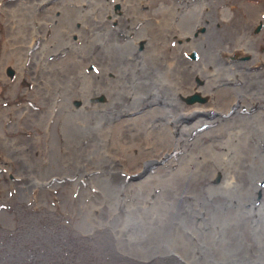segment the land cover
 I'll return each instance as SVG.
<instances>
[{
    "label": "rangeland",
    "instance_id": "1",
    "mask_svg": "<svg viewBox=\"0 0 264 264\" xmlns=\"http://www.w3.org/2000/svg\"><path fill=\"white\" fill-rule=\"evenodd\" d=\"M30 1H33L35 4L39 1L45 3L42 8H37V6L34 5V7L32 9L29 8L28 11L26 8H28V3ZM55 1L56 0H0V64H2L0 65V264H160L161 262L164 264L166 261L168 264H237L238 260L245 259V257L247 258V261H250V259L255 260L258 254H263L264 85H261L264 83L263 77L256 79V82L259 83L258 87L253 86L245 88L247 83H245L244 79L247 76H243L244 74L241 73L240 69L233 75L232 84L226 85V82H219L218 86L217 84L211 85L212 90L215 91L213 92V95L216 96V98L213 99L214 106L213 108L211 107L212 109L209 106L202 108V111H199L198 114H196V118L195 112L189 115L190 121L187 124L188 127L198 122V125H194L195 127H192L190 131L184 130V128L180 126L179 117H173L174 114H171L169 119L163 118L164 120H162V118H157L153 121H148L149 124L144 125V129L141 130L140 128V132H143L141 134L138 133L140 137L138 134L137 136H135L136 134H133L132 136L124 135L123 140L111 139L113 131L118 128L116 123L117 118L115 116L120 115L121 117H124L122 112L119 113L121 110L119 109L120 106L111 103L112 96H109L106 93L103 95L102 93L96 92L93 88H103L104 86H107L109 82H113L118 86L116 88L117 93L115 91L113 95H119V98H121L125 96V94H123L125 89L119 88L120 85L117 84L116 81L122 77L126 80L130 78L129 74L131 71L126 73L125 77L124 75H120V71L118 70L123 65L121 61L115 60L112 57L115 60L114 62H116L114 63L115 68L113 67V69L106 66L105 61L103 62L100 57V48L105 47L106 50L109 49L107 52L109 51L112 53L114 57L120 58L124 56L127 63H131V61L133 63L136 62L138 59L136 55L140 52L141 55L144 54L141 56L142 58L144 57L149 61H153L154 65L151 67V69H153L148 74H152L151 76L153 77L151 78H154L153 80L156 79V81H162L165 84L167 83L166 81H169V85L167 83L169 88H167L171 91L173 90V93L178 99V96H185L182 94L183 88L184 91L187 90V93L189 92L187 98L181 99V104H185V108H187V106H193V104H200L202 93H204L202 90L204 89L201 88V90L198 86L196 87L193 83L191 84V80L189 79L185 81V84L183 82L180 83L176 78L179 75V72L173 71L171 72V76L168 74V77L163 75L165 74V71L170 73L167 64H171V60V62L178 60L182 63L185 61L183 64L188 66L200 60V62L205 63L208 58L220 60L221 56L223 58L228 57L229 59H234L232 56H235V53L231 51L227 52L222 41H219V44L222 47H214L215 50H213L214 48L212 49L211 42L208 43L210 39L206 37V42L202 40L200 41L201 43H198V46L196 44L193 46L190 44L193 42L196 43L195 40L189 42V36L192 37L194 33L190 31L195 29V33H197V27L204 28V26H206L212 30H219L215 29L217 26L212 22L215 17L217 4L220 5L225 13H238L241 19V13L244 14V12H246V6L255 5V8L261 11V18H257V20H253L252 22L242 19L240 26L242 29L248 31V36L250 38L259 36V39L257 38L258 49H264V0H230L231 2L233 1L234 7L237 6L236 4H239V9L237 7V11H240L241 13L235 11L232 5L228 6L226 0H158L160 2L157 1L155 4L149 3L143 8H140L139 3L136 2L139 0H134L136 3L133 4V0H129L127 1L129 2L128 4L126 2L127 6L121 5L122 8H120V2H124L125 0H117V4L114 0H63L66 3L59 8H55L53 4ZM239 1L241 3H239ZM22 3H26V5H23ZM163 4L165 7L171 6V13L169 16L176 15L173 19H168V15L166 14L165 20L167 19L170 21L167 26H164V23L156 25L157 22L153 19L154 16L152 17L151 15H146L145 18L140 16L141 20L139 19L133 24L131 21L117 19L113 15L117 12V9V13L119 14H121L122 11H125L122 16V18L125 19L131 15L137 16V12L146 13V11H152L153 9H156V7H158V9L164 8ZM133 6H135V8ZM54 11L55 13H53ZM22 13H25V15H22ZM127 13H129V15ZM190 13H192V15ZM65 14H68L66 15L67 18ZM201 16L206 19L205 22H203ZM200 18L202 19L201 22H199ZM60 19L63 20L60 21ZM70 19H72V21H70ZM46 20L48 21V24L45 23ZM59 21H63L68 26H72V28L74 27L73 32L75 30L76 32L72 34L70 45H66L58 54L55 55L51 51H48L49 54H46L45 51L44 55H46V58L44 60V65L45 63L46 65L45 68H42L44 72L42 70L40 72V68H37V70L31 61L33 57L32 53L37 50L35 36L37 35L42 39L43 34L50 35L51 38L55 36L52 42L54 44L59 42L58 44H60L65 38L61 33L59 34ZM116 21L120 25H123L121 27L125 30L120 29L118 24H115L117 23ZM182 22H185L184 25ZM172 27L176 30L172 29ZM220 27L222 28V25H220ZM107 28L110 30V33L117 32V34H111L112 38L109 37L110 35H107ZM149 28L151 30H149ZM155 28L156 30H154ZM186 28H188V30ZM258 28L261 29V31L254 34ZM184 29L186 31L183 33L182 31H184ZM251 29L253 30L252 33L250 31ZM84 30H86L87 34L85 36H83L84 33L82 32ZM76 34L77 36L74 37ZM145 38H147V40ZM245 39H247V37H245ZM114 41H116L118 46ZM22 43H26V46H30V50L28 52L25 51L23 56L20 55L22 49L18 48V45ZM169 45L174 47L171 48ZM203 46L207 47L205 48ZM161 47L163 52L160 49ZM175 48L178 52L176 54L174 53L176 51ZM158 50L160 52H157ZM93 51L96 53H92ZM252 52L251 49H246L244 51L246 54L240 55L238 60L243 58L242 60L245 61L242 69L244 72H247L250 75L260 76L264 74V52L261 54L259 53L258 55H253ZM60 56V59L62 60L59 59ZM65 56H69L70 61H63ZM141 59L139 62H141ZM64 62L68 66L64 64ZM56 64L61 66L59 68L60 70H53V67ZM140 66H142V63ZM63 68L65 70H63ZM72 71L75 74H73ZM80 72L82 74H80ZM84 72L87 74L85 73L84 75ZM46 77L47 82L50 85L53 84L51 85L52 87L48 85V89L44 82ZM74 77H77L75 79L76 81L72 80ZM162 78L164 80H162ZM194 78L197 80L200 79L199 77ZM81 79L82 81L88 79L89 81L91 80L92 86H87V90L88 87L90 89L86 92L75 94L76 92L74 90L76 87L71 84H74V82L75 84H78ZM62 80H64V82H62ZM246 80L250 81L248 83L254 85L249 77ZM136 82L137 81L133 82V85L139 87V85L135 84ZM125 84L128 85V82ZM54 85L56 86L54 87ZM76 86L78 87V85ZM228 86L240 88L236 91L237 95L235 100L228 99L230 96H223L224 94H227L223 90V87ZM35 87L42 88V91L46 89L51 90L49 92L54 94V99L50 93V96L48 95V92L45 96L35 94ZM59 87L60 89L63 88L60 90ZM69 87H73L74 89L70 91ZM122 88H125V86ZM133 90L132 92L137 93L135 94L137 99L139 98L138 96H142L140 89L136 90V88H133ZM191 95L194 97H191ZM148 101L152 100H146L145 102ZM145 102L143 101L140 104H133L131 106L137 107ZM47 103L50 104L48 105ZM53 104L54 106L51 107ZM152 107L153 104L149 108H146V110H150ZM221 108L225 110V112L227 110L225 116L218 115V110H221ZM180 112L183 114L182 111ZM154 113L156 112H152V114ZM212 116L217 117V119L212 123H208L206 120ZM227 116H232L231 120H236L238 118L235 121L238 123H229ZM253 118L260 121L261 128L254 125ZM218 121H220V125H218ZM246 121L247 126L243 127L242 124ZM151 124L153 126H150ZM164 124H167V128H173L171 133L173 137L180 138V142L187 139L189 136L187 139L188 143L192 141L191 139H195L196 137V141H200V144L196 142L195 144L192 143L193 145L191 146L190 144L183 146L178 144V140L172 144H167V142L165 143V140L161 142L162 140L160 141V139H158L159 142H161L158 145L167 144L166 148L170 151L166 156L157 159L153 152H151L155 149V146L153 149L149 147L150 145L144 143L146 139L143 138L147 137V133L144 131H150L151 127H156L155 129L163 127ZM91 125L92 127L88 130L87 127ZM94 125L95 127H101V130L96 132L94 130ZM218 126L219 129H217ZM124 127L125 126L121 125L118 129L122 130ZM134 127L136 126L131 125L130 131L131 129H134ZM220 129L223 133L219 132ZM133 132L129 133L131 134ZM223 137L225 139H222ZM245 140H250L247 142L246 146H249L248 149H251L255 153V155H253L254 157L252 156V159L248 161V163L243 162L242 156L236 154V150L238 149L236 145L241 149ZM120 141H124L123 145L126 147L128 146L127 148H124L122 154L120 151H117L118 144L121 143ZM134 141L137 143L139 141L141 144H137ZM230 142L235 144H231L229 148L227 146L228 144L230 145ZM134 143L136 145H134ZM215 144L217 146L220 145V147H217ZM109 145L111 148L113 146V150L116 151L117 154H120L121 156L123 155V161L125 163L122 165V163L117 161L119 163L117 164L119 167L115 166L117 169L109 167V165H111V162L109 161L113 158L110 151L105 149ZM132 145H134L133 148ZM195 145L199 146L197 147ZM202 146L204 147L202 148ZM97 147H99V149ZM184 147L185 149H183ZM221 147L223 148L221 149ZM254 147H257V149ZM213 148H216L217 152ZM198 149H200V151ZM222 151L225 153L222 154ZM91 152L92 154L93 152L95 154L90 155ZM230 154L231 156H229ZM128 155L132 157L129 158ZM260 158H262V160ZM228 161L230 162L228 163ZM129 162L132 165L129 164ZM222 162H224L226 166ZM234 162L235 166H239L241 169H238L237 167L238 170H236L235 166L232 168ZM257 162H259V165ZM151 163H153L154 166H151ZM138 164H140V167L136 171L138 167L136 165ZM69 167L75 172L73 173V176L63 174L68 172L67 168ZM160 167L161 170H163L160 171L163 176H158L157 173L152 171L154 168L157 169ZM106 168L108 169L107 171ZM177 169H187L190 174L194 175L198 169H200V172L202 173L207 171L205 172L207 173L205 174V179H208H206V181L204 179L201 184V187L205 192L203 199H200L198 203L196 200L194 201L192 199V208L190 209L182 202V197L177 193V187L180 189L187 182L185 177L183 179L181 175L176 173L178 172ZM110 171L114 173L111 174ZM222 172H224V174ZM168 173L169 175H167ZM232 173L235 175L233 176ZM153 174H156L158 178L153 176ZM211 174L214 175H212L213 178L210 177ZM241 174L244 175V184H241L238 179L239 176H242ZM245 175L248 176L246 177ZM219 176L221 177L219 178ZM151 177L152 179H149ZM177 178L180 179L178 180ZM141 179H143V181H140ZM159 179L161 181L163 180V183ZM223 179L224 181H222ZM139 183L143 184L138 185ZM171 186H173V188ZM223 191L226 192L224 193ZM228 194L231 199L228 198ZM191 195L192 194L189 196L193 197ZM215 197L220 198V203H218L219 201L217 200H213ZM180 200L182 203L179 202ZM224 200H226V203ZM203 201L204 204L202 203ZM179 204L180 206L176 207ZM228 206L233 207V215L239 217V223L234 221L235 223L233 222L231 224V217L222 215L223 213L225 214V210H227L226 207ZM235 206H237V208H234ZM193 208L196 209V211H193ZM220 209L224 210L222 211L223 213ZM235 209L237 210L236 213L234 211ZM171 211L173 213H171ZM240 213L241 215H238ZM208 222L209 224L207 225ZM221 224L223 228L220 227ZM147 226L149 229H147ZM170 226L172 227L170 228ZM147 230H149V232ZM154 230L157 231L155 232L158 235ZM225 230L228 231L229 234L222 238L223 234L226 232ZM175 232L178 235H176ZM243 234L246 235L243 236ZM218 242H220L219 245H217ZM211 244H213V246ZM212 248L214 249L212 250ZM210 250L211 252H214L210 253ZM157 252L165 253H160L158 258L154 259L153 256ZM215 252L216 254L218 253V258L216 255H213ZM226 252L229 254L227 255ZM215 257L216 259L214 260Z\"/></svg>",
    "mask_w": 264,
    "mask_h": 264
},
{
    "label": "bare ground",
    "instance_id": "2",
    "mask_svg": "<svg viewBox=\"0 0 264 264\" xmlns=\"http://www.w3.org/2000/svg\"><path fill=\"white\" fill-rule=\"evenodd\" d=\"M115 1V3L117 4V0H114ZM117 1V2H116ZM127 1H129V0H125L124 2H120V8H122L121 7V5L122 6H125L126 5V2ZM157 1L158 0H139V1H136V2H138L139 3V6H140V8H143V7H146L149 3L151 4V3H153V4H155V3H157ZM227 1V3H228V6H233V1L231 2L230 0H226ZM236 1V0H235ZM136 2H134V0L132 1V4L133 3H136ZM158 2H160V1H158ZM44 3L45 2H42V1H39L38 3H34L33 1H30L28 4V8H26V10H28L29 11V8L30 9H32L33 7H34V5H36L37 6V8H42L43 7V5H44ZM66 2H64L63 0H56L53 4H54V6H55V8H59V7H61L63 4H65ZM129 2H127V4H128ZM239 3H241L240 1H239ZM23 5H26V3H22ZM52 4V5H53ZM114 4V3H113ZM132 4H131V6H132ZM130 5V4H129ZM157 5V4H156ZM162 5V4H161ZM237 6L236 7H234V9H235V11H237V7H238V9H239V4H236ZM242 5V4H241ZM67 6V5H66ZM127 6V5H126ZM159 6V5H158ZM117 7V6H116ZM134 8H135V6H133ZM163 7L164 8H160V9H158V7H156V9H153L152 11H146V13L145 12H137L138 13V15L136 16H128L127 18H122V16H123V14H124V12L122 11L121 12V14H119V13H117L118 12V9H117V12L115 13V14H113L114 15V17L115 18H117V19H120V20H125V21H131L132 22V24L135 22V21H138L139 19L141 20V17H144L145 18V16L146 15H151L152 17L154 16V20H155V22H157L156 23V25H160L161 23H164V26H167V24H169V20H165V18H166V14L168 15L167 16V18L168 19H173L176 15H173V16H169L170 15V13H171V6H164V4H163ZM244 7V6H243ZM256 6L255 5H247L246 6V8H245V10H246V12H244V14H242L240 11H237V12H240L241 13V16H242V19L243 20H248V22H252L253 20H257V18L258 19H260L261 18V16L262 15H260L261 14V11L260 10H258L257 8H255ZM55 8H53V9H55ZM149 8V7H148ZM61 10V9H60ZM64 10V9H63ZM123 10H124V8H123ZM191 10V9H190ZM57 11V10H56ZM133 11H135V10H133ZM184 11V10H183ZM127 12V11H126ZM132 12V11H131ZM53 13H55V11L53 12ZM57 13V12H56ZM65 13V12H64ZM187 13V12H186ZM74 14V13H73ZM109 14V13H108ZM111 14V13H110ZM128 15H129V13H127ZM191 15H192V13H190ZM22 15H25V13H22ZM60 15V14H59ZM66 15H68V14H65V16ZM70 15V14H69ZM100 15V14H99ZM102 15V14H101ZM105 15V14H104ZM197 15V14H196ZM260 15V16H259ZM19 16V15H18ZM53 16H54V14H53ZM73 16V15H72ZM90 16V15H89ZM94 16V15H93ZM139 16V17H138ZM141 16V17H140ZM184 16V15H183ZM187 16V15H186ZM59 17H61V16H59ZM84 17V16H83ZM106 17V16H105ZM181 17V16H180ZM188 17H190V16H188ZM202 17V19H203V22H205V18L203 17V16H201ZM62 18H63V16H62ZM66 18H67V16H66ZM68 18H70V17H68ZM76 18V17H75ZM92 18V17H91ZM143 18V19H144ZM151 18V17H150ZM185 18V17H184ZM187 18V17H186ZM55 19V18H54ZM96 19V18H95ZM201 18L199 19V22H201V20H202ZM242 19H241V17H240V15L238 14V13H232V12H230V13H225L222 9H221V7H220V5L219 4H217L216 5V10H215V17H214V20L212 21V22H214V24L217 26V28L215 27V29H219L218 31H216V30H212V29H209L208 27H206V26H204V28H202V27H197L198 29H197V33H195V29L192 31H190V32H194L193 33V35H194V37H193V35H192V37H190L189 35V42H192L193 40H195V42L196 43H190L192 46L194 45V44H196L197 46H198V43H201L200 41H205V39L206 38H209L210 39V41H208V43L209 42H211V47H212V49L215 47V48H217V47H222L220 44H219V41H222L224 44H223V46H225L224 48L226 49V51L227 52H234L235 53V56H232L234 59H229L228 57H226V58H223L222 56H221V61L220 60H217V59H209L208 58V60L205 62V63H203V62H200V61H197V62H195V63H193V64H190V65H188V66H186L185 64H183V63H185V61L182 63V62H179L178 60H174L173 62H171L170 61V63L171 64H167L168 66H169V72L170 73H168L167 71H165V74H163V75H166L167 77H168V74H170V76H171V72H173V71H175V72H179L178 74V76L176 77L177 79H178V81L181 83V82H183L184 84H185V81L187 80V79H189V80H191L190 81V83L192 84H194V85H196V87L198 86L200 89L201 88H203L204 90H202L204 93H202V96H201V100H200V104H193V106H187V108H185L184 106H185V104L184 105H182L181 104V99L183 98V99H185V98H187V96L189 95V92L187 93V90L186 91H184V88H183V92H182V94L183 95H185V96H178L179 97V99L177 98V96L173 93V90L171 91L170 89H168L169 87H168V85H169V81H166V79H165V81L168 83V85H167V83L165 84L164 82H162V81H156V79L155 80H153L151 77H153V76H151V75H148L149 73H150V71L153 69H151V67H152V65H154L153 64V61H149V60H147V58L145 59L144 57L142 58L141 56L142 55H144V54H140V52L139 53H137V57H138V59H137V61L136 62H132L131 61V63H127V61H125V58H124V56H122V57H114L113 56V54L112 53H110L109 51L107 52V50H109V49H105V47H102V48H100L99 49V52L101 53L100 54V57H101V59H102V61L104 62L105 61V64H106V66H108V67H111V68H113L114 67V63H116V62H114L115 60H119V61H121L122 62V67H120V65H119V70L118 71H120V75L121 76H123L124 75V77H125V75H126V73H129L130 71V74H129V76H130V78H128V80H126V79H123V77L122 78H120L118 81H116L117 82V84H119L120 85V87L119 88H121V89H125L123 92V94H125V96L124 97H121V98H119V95L118 96H115V95H113L114 94V92L116 91V88L118 87L117 85H115L113 82L111 83V82H109L108 83V85L107 86H104L103 88H93L94 90H96V92H99V93H102L103 95H105L104 93H106L107 95H109V96H112V98H111V103L112 104H114V105H116V106H120V108L119 109H121L120 111H119V113H121L122 112V115H124V117H121L120 115H117V116H115L116 118H117V126H118V128H120L121 127V125H123V126H125L122 130H119L118 128H116L114 131H113V135H112V137H111V139H124V135L125 136H132L133 134H136L135 136H137V134L139 133V134H141V133H143L142 131L140 132V128H141V130L142 129H144V125H147V124H149L148 123V121H153V120H155V119H161L162 118V120H164V119H169L170 118V115L171 114H174L173 115V117H179V122H180V126L182 127V128H184V130H187V131H190L191 129H192V127H195L196 125H198V122H196L194 125L192 124V125H190L189 127L187 126V124H188V122L190 121V119H189V115L191 114V113H194L195 112V118L197 117V115L196 114H198V112L199 111H202V108H206L207 106H209L210 108L212 107L213 108V104H214V102H213V99H215L216 98V96H214L213 95V92H215V91H213L212 90V87H211V85H216L217 84V86H218V83L220 82H226V85L227 84H232L231 82H232V77H233V75L237 72V71H239L240 69H241V73L242 74H244L243 76H247L245 79H244V81H245V83H247V85L245 86V88H249V87H253V86H255V87H258L259 86V83L258 82H256V79L257 78H259V77H263L264 78V74H262V75H260V76H256V75H250L249 73H247V72H244V70H242L243 69V65H244V62L245 61H243L242 59L241 60H238L239 58H240V55H243V54H246V53H244V51L246 50V49H251V51H253L252 52V54L253 55H258L259 53L261 54V53H263L264 52V49L263 48H259L258 49V45H257V38L259 37V36H257V37H255V38H250L249 36H248V31H246L245 29H242L241 28V26H240V24H241V22H242ZM61 20H63V19H60V21ZM85 20H86V17H85ZM50 21H52V20H50ZM59 21V26H58V29H60V32H59V34L61 33L63 36H64V40H62L61 42H60V44H54L53 42H52V40L55 38V36L53 37V38H51V36L50 35H47V34H43L42 36H43V39L41 38V37H38L37 35L35 36V40H36V45H37V50H35V52L34 53H32L33 54V57H32V59H31V61H32V64H34V66L36 67V69L38 68H40L39 70H40V72H41V70H42V68H45V65H46V63H45V65H44V60H45V58H46V55H44V53H45V51H46V54H49V52L48 51H51L52 53H54L55 55L56 54H58L59 52H61L63 49H64V47L67 45H70V42H71V39H72V34H74V32H76V30L73 32V30H74V27L72 28V26L70 27V26H68L67 24H65L63 21L62 22H60ZM67 21V20H66ZM70 21H72V19H70ZM74 21V20H73ZM95 21V20H94ZM108 21H110V20H108ZM124 21V22H125ZM181 21V20H180ZM185 21V20H184ZM31 22V21H30ZM98 22V21H97ZM97 22H96V24H97ZM112 22V21H111ZM117 22V21H116ZM131 22H130V24H131ZM152 22H154V21H152ZM45 23H47L48 24V21L46 20L45 21ZM52 23V22H51ZM55 23V22H54ZM67 23V22H66ZM95 23V22H94ZM104 23V22H103ZM115 23V22H114ZM113 23V24H114ZM141 23V22H140ZM144 23V22H143ZM173 23V22H172ZM181 23V22H180ZM183 23V22H182ZM185 23V22H184ZM184 23H183V25H184ZM71 24V23H70ZM100 24V23H99ZM115 24H118V27L120 28V29H123L121 26H123V25H120L118 22L117 23H115ZM128 24V23H127ZM138 24V23H137ZM146 24V23H145ZM147 24H148V21H147ZM259 24V23H258ZM125 25V24H124ZM150 25V24H149ZM202 25V24H201ZM220 25H222V28L220 27ZM56 26V27H57ZM135 26V25H134ZM181 26V25H180ZM77 27V26H76ZM131 27V26H130ZM146 27V26H145ZM153 27V26H152ZM161 27V26H160ZM183 27V26H182ZM194 27H196V26H194ZM132 28H133V26H132ZM141 28H142V26H141ZM140 28V29H141ZM55 29V28H54ZM77 29V28H76ZM86 29V28H85ZM108 29V28H107ZM171 29V28H170ZM170 29H169V31H170ZM172 29H174V27H172ZM187 30H188V28H186ZM190 29V28H189ZM87 30V29H86ZM86 30H84V31H82L83 33H84V35L83 36H85V35H87L86 34ZM123 30H125V29H123ZM127 30V29H126ZM149 30H151L150 28H149ZM153 30V29H152ZM154 30H156V28L154 29ZM165 30V29H164ZM174 30H176V29H174ZM173 30V31H174ZM130 31H131V29H130ZM129 31V32H130ZM139 31V30H138ZM168 31V32H169ZM179 31V30H178ZM186 30L184 29V31H182L183 33L185 32ZM251 31V33H252V29L250 30ZM261 31V29H257L255 32H254V34H257L258 32H260ZM56 32V31H55ZM132 32H134V31H132ZM53 33V32H52ZM56 33H58V32H56ZM88 33V32H87ZM89 33H90V31H89ZM88 33V34H89ZM137 33V32H136ZM95 34V33H94ZM98 34V33H97ZM111 34H117V32H112V33H110V30L108 29V32H107V35L109 36V37H111L112 38V36H111ZM141 34V33H140ZM155 34V33H154ZM174 34V33H173ZM188 34H189V32H188ZM207 34V35H206ZM92 35H93V33H92ZM102 35V34H101ZM130 35V34H129ZM132 35V34H131ZM134 35V34H133ZM186 35V34H185ZM184 35V36H185ZM74 36V35H73ZM77 36V34L74 36V37H76ZM99 36V35H98ZM108 36H106V37H108ZM114 36V35H113ZM136 36H138V35H136ZM173 36V35H172ZM187 36V37H188ZM89 37H91V36H89ZM122 37V36H121ZM143 37V36H142ZM159 37V36H158ZM175 37H177V36H175ZM206 37V38H205ZM245 37H247V39H245ZM81 38V37H80ZM79 38V39H80ZM164 38V37H163ZM168 38V37H167ZM84 39V38H83ZM87 39V38H86ZM146 40H147V38H145ZM150 39V38H149ZM154 39V38H153ZM157 39V38H156ZM159 39V38H158ZM259 39V38H258ZM93 40V39H92ZM105 40H106V38H105ZM109 40V39H108ZM182 40V39H181ZM95 41V40H94ZM94 41H91V42H94ZM118 41H120V40H118ZM151 41V40H150ZM52 42V43H51ZM115 43H116V41H114ZM124 42V41H123ZM156 42V41H155ZM171 42V41H170ZM176 42V41H175ZM187 42V41H186ZM206 42V41H205ZM222 42H221V44H222ZM26 43H27V41H26ZM26 43H22V44H19L18 45V48L19 49H22V51L20 52V55L21 56H23L24 54H25V51L26 52H28L29 50H30V46H26ZM73 43V42H72ZM101 43V42H100ZM106 43V42H105ZM104 43V44H105ZM135 43V42H134ZM146 43H147V41H146ZM149 43V42H148ZM162 43V42H161ZM167 43H168V41H167ZM112 44V43H111ZM137 44V43H136ZM178 44V43H177ZM185 44H188V43H185ZM207 44V43H206ZM116 45H117V43H116ZM115 45V46H116ZM141 45V44H140ZM145 45V44H144ZM160 45V44H159ZM182 45H183V43H182ZM195 45V46H196ZM202 45V44H201ZM210 45V44H209ZM75 46V45H74ZM92 46H93V44H92ZM101 46H102V44H101ZM118 46V45H117ZM133 46H135V45H133ZM142 46V45H141ZM157 46V45H156ZM169 46H171V48L172 47H174V46H172V45H169ZM175 46H176V44H175ZM184 46V45H183ZM190 46V45H189ZM107 47V46H106ZM123 47V46H122ZM148 47V46H147ZM168 47V46H167ZM178 47V46H177ZM176 47V48H177ZM202 47V46H201ZM203 47H205V46H203ZM207 47V46H206ZM205 47V48H206ZM210 47V46H209ZM69 48V47H68ZM80 48H84V47H80ZM85 48H86V46H85ZM133 48H135V47H133ZM154 48V47H153ZM170 48V49H171ZM176 48H175V50H176ZM180 48H182V47H180ZM190 48V47H189ZM197 48V47H196ZM215 48L213 49V50H215ZM70 49V48H69ZM118 49V48H117ZM123 49V48H122ZM127 49V48H126ZM138 49V48H137ZM140 49V48H139ZM150 49H152V48H150ZM161 50H162V47L160 48ZM174 49V48H173ZM203 49V48H202ZM201 49V50H202ZM220 49V48H219ZM261 49H263V50H261ZM18 50V49H17ZM74 50V49H73ZM76 50V49H75ZM87 50V49H86ZM121 50V49H120ZM119 50V51H120ZM136 50V49H135ZM172 50V49H171ZM197 50H199V49H197ZM210 50H211V48H210ZM216 50H218V49H216ZM237 50V51H236ZM111 51V50H110ZM127 51V50H126ZM129 51V50H128ZM133 51V50H132ZM145 51V50H144ZM168 51V50H167ZM174 51V50H173ZM195 51V50H194ZM206 51V50H205ZM204 51V52H205ZM222 51V50H221ZM16 52V51H15ZM18 52V51H17ZM81 52V51H80ZM87 52V51H86ZM115 52V51H114ZM113 52V53H114ZM152 52V51H151ZM155 52V51H154ZM157 52H160L159 50L157 51ZM162 52H163V50H162ZM172 52V51H171ZM200 52V51H199ZM218 52V51H217ZM85 53V52H84ZM92 53H94V51L92 52ZM92 53H90V54H92ZM96 53V52H95ZM94 53V54H95ZM124 53H126V52H124ZM132 53V52H131ZM153 53V52H152ZM175 54L176 53H178L177 52V50L174 52ZM207 53V52H206ZM250 53V52H249ZM82 54H83V50H82ZM81 54V55H82ZM127 54V53H126ZM133 54V53H132ZM146 54H147V52H146ZM149 54H151V53H149ZM154 54V53H153ZM174 54V55H175ZM205 54V53H204ZM203 54V55H204ZM210 54V53H209ZM218 54V53H217ZM221 54V53H220ZM223 54H225V53H223ZM239 54V55H238ZM252 54H250V55H252ZM52 55V54H51ZM78 55V54H77ZM87 55H88V53H87ZM134 55V54H133ZM148 55V54H147ZM173 55V54H172ZM229 55V54H228ZM227 55V56H228ZM238 55V56H237ZM18 56H19V54H18ZM149 56V55H148ZM155 56V55H154ZM157 56V55H156ZM168 56H169V54H168ZM184 56V55H183ZM205 56V55H204ZM208 56V55H207ZM218 56V55H217ZM49 57V56H48ZM83 57V56H82ZM81 57V58H82ZM85 57V56H84ZM115 59H113V58ZM146 57V56H145ZM209 57V56H208ZM215 57V56H214ZM61 58V56L59 57V59ZM69 56H65L64 57V59H63V61L65 60V61H68L69 60ZM93 58V57H92ZM121 58H122V60H121ZM142 58V59H141ZM158 58V57H157ZM163 58V57H162ZM201 58V57H200ZM55 59V58H54ZM54 59H53V61H54ZM73 59V58H72ZM87 59V58H86ZM140 59H141V62H139L140 61ZM178 59V58H177ZM201 59H203V58H201ZM50 60V59H49ZM60 60H62V59H60ZM80 60H82V59H80ZM95 60V59H94ZM100 60V59H99ZM158 60V59H157ZM62 61V62H63ZM70 61V60H69ZM75 61V60H74ZM101 61V62H102ZM130 61V60H129ZM183 61V60H182ZM205 61V60H204ZM49 62V61H48ZM52 62V61H51ZM72 62V61H71ZM97 62V61H96ZM158 62V61H157ZM160 62V61H159ZM31 63V62H30ZM77 63V62H76ZM127 63V64H126ZM142 63V66H140V64ZM169 63V62H168ZM180 63V64H179ZM20 64V63H19ZM54 64V63H53ZM64 64H66L65 62H64ZM87 64V63H86ZM95 64V63H94ZM119 64V63H118ZM186 64H187V62H186ZM0 65H2V64H0ZM48 65V64H47ZM52 65V64H51ZM67 65V64H66ZM83 65H85V64H83ZM104 65V64H103ZM158 65V64H157ZM68 66V65H67ZM87 66V65H86ZM95 66V65H94ZM102 66V65H101ZM100 66V67H101ZM144 66V67H143ZM242 66V67H241ZM50 67V66H49ZM51 67H53V66H51ZM61 66L60 65H58V64H56L54 67H53V70H56V69H59ZM76 67V66H75ZM77 67H78V65H77ZM104 67V66H103ZM159 67V66H158ZM158 67H157V69H158ZM94 68H97V67H94ZM107 68V67H106ZM115 68V67H114ZM113 68V69H114ZM154 68H155V66H154ZM160 68V67H159ZM165 68V67H164ZM37 69V70H38ZM50 69V68H49ZM49 69H48V71H49ZM62 69V68H61ZM67 69H69V68H67ZM73 69V68H72ZM84 69V68H83ZM99 69V68H98ZM103 69H105V68H103ZM110 69V68H109ZM168 69V68H167ZM0 70H1V67H0ZM47 70V69H46ZM60 70V69H59ZM63 70H65L64 68H63ZM76 70V69H75ZM85 70V69H84ZM162 70H163V68H162ZM43 71V70H42ZM48 71H46V72H48ZM51 71V70H50ZM109 71V70H108ZM114 71V70H113ZM116 71H117V69H116ZM32 72V71H31ZM44 72V71H43ZM62 72V71H61ZM65 72V71H64ZM69 72H71V71H69ZM58 73V72H57ZM72 73H73V71H72ZM77 73V72H76ZM85 73L86 72H84V75H85ZM99 73V72H98ZM160 73V72H159ZM162 73H163V71H162ZM34 74H35V72H34ZM50 74V73H49ZM55 74V73H54ZM53 74V75H54ZM73 74H75V73H73ZM80 74H82L81 72H80ZM79 74V75H80ZM87 74V73H86ZM96 74V73H95ZM154 74V73H153ZM181 74V75H180ZM58 75V74H57ZM84 75H82V76H84ZM119 75V76H120ZM41 76V75H40ZM49 76V75H48ZM70 76V75H69ZM92 76H93V74H92ZM120 76V77H121ZM155 76H156V74H155ZM161 76V75H160ZM36 77V76H35ZM35 77H33V78H35ZM38 77H39V75H38ZM99 77V76H98ZM172 77H173V75H172ZM171 77V78H172ZM194 77H199L200 79H196V78H194ZM250 78L251 79V81H253V83H254V85L253 84H250V83H248V82H250V81H248V80H246L247 78ZM41 78V77H40ZM39 78V79H40ZM64 78V77H63ZM77 77H74L72 80H75ZM165 78V77H164ZM42 79H44V78H42ZM46 80L44 81L46 84V87H47V89H48V85H50L48 82H47V77L45 78ZM60 79V78H59ZM65 79V78H64ZM68 79V78H67ZM54 80V79H53ZM98 80V79H97ZM106 80V79H105ZM162 80H164L163 78H162ZM169 80V79H168ZM174 80V79H173ZM76 81V80H75ZM135 81H137L135 84L136 85H139V87H137V86H135V85H133L134 83L133 82H135ZM42 82V81H41ZM62 82H64V80H62ZM69 82H70V80H69ZM126 82H128V85H126L125 83ZM162 82V83H161ZM38 83V82H37ZM40 83V82H39ZM177 83V82H176ZM187 83V82H186ZM222 83V84H223ZM87 84V85H86ZM171 84V83H170ZM175 84V83H174ZM51 85H53V84H51ZM50 85V86H51ZM71 85H73V86H75L76 88H75V94H79V93H81V92H86V91H88L90 88L88 87V90H87V86H92V82H91V80L89 81V79L88 80H83L82 81V79L80 80V83H78V84H75V82H74V84H71ZM76 85H78V87L76 86ZM129 85H131V86H129ZM172 85V84H171ZM181 85V84H180ZM261 85H264V83H262ZM56 85H54V87H55ZM63 86H64V84H63ZM97 86V85H96ZM116 86V87H115ZM125 86V88H122V87H124ZM144 86V87H143ZM186 86V85H185ZM184 86V87H185ZM192 86V85H191ZM45 87V88H46ZM52 87V86H51ZM168 87V88H167ZM178 87V86H177ZM176 87V88H177ZM188 87H189V85H188ZM213 87H215V86H213ZM63 88V87H62ZM61 88V89H62ZM133 88L135 89L136 88V90H139L140 89V93H142V96H138L139 98L137 99L136 98V95L135 94H137V93H134V92H132V90H133ZM179 88V87H178ZM181 88V87H180ZM190 88V87H189ZM220 88H222V87H220ZM220 88H218L219 90H221ZM242 88V87H241ZM42 89V88H41ZM39 87H35V89H34V92H35V94H40V95H42V96H45L46 94H47V92H48V95H49V91H51V90H41ZM59 89H60V87H59ZM60 89V90H61ZM69 89H70V91L71 90H73L74 88L73 87H69ZM194 89V88H193ZM197 89V88H196ZM195 89V90H196ZM238 89H240V88H234L233 86H228V87H223V90L227 93V94H222L223 96H230V98H228V99H232V100H235L236 99V95H237V93H236V91L238 90ZM190 90V89H189ZM54 91V90H53ZM59 91V90H58ZM134 91V90H133ZM222 91V90H221ZM193 92V91H192ZM191 92V93H192ZM116 93H117V91H116ZM118 93H119V91H118ZM121 93V92H120ZM178 94H180L179 92H177ZM195 93V92H194ZM67 94V93H66ZM70 94V93H69ZM85 94V93H84ZM88 94V93H87ZM139 94V93H138ZM198 94V93H197ZM215 94V93H214ZM217 94V93H216ZM50 95H52V98L54 97V94L53 93H50ZM49 95V96H50ZM82 95H83V93H82ZM122 95V94H121ZM80 96V95H79ZM196 96V95H195ZM199 96V95H198ZM63 97V96H62ZM61 97V98H62ZM72 97V96H71ZM92 97V96H91ZM191 97H194V96H192L191 95ZM191 97H188V98H191ZM61 98H60V100H61ZM74 98V97H73ZM80 98V97H79ZM83 98H84V96H83ZM95 98V97H94ZM103 98H104V96H103ZM196 98V97H195ZM225 98V97H224ZM54 99V98H53ZM90 99V98H89ZM152 100V101H148V102H145L146 100ZM197 99V98H196ZM221 99V98H220ZM227 99V100H228ZM52 100V99H51ZM106 100V99H105ZM154 100V101H153ZM191 100V99H190ZM222 100H223V98H222ZM145 102V103H143V104H141V105H139V106H137V107H134V106H131V105H133V104H140L141 102ZM220 101V100H219ZM80 102V101H79ZM82 102V101H81ZM84 102V101H83ZM93 102V101H92ZM133 102V103H132ZM232 102V101H231ZM235 102V101H234ZM62 103V102H61ZM155 103V104H154ZM162 103V104H161ZM48 104V103H47ZM50 104V103H49ZM48 104V105H49ZM84 104V103H83ZM153 104V107L149 110H146V108H149L151 105ZM202 104H203V106H202ZM217 104V103H216ZM57 105V104H56ZM59 105V104H58ZM52 106H54V104L53 105H51V107ZM61 106V105H60ZM113 106V105H112ZM236 106H237V104H236ZM46 107V106H45ZM50 107V108H51ZM198 107V108H197ZM216 107V106H215ZM225 107V106H224ZM211 108V109H212ZM231 108V107H230ZM236 108V107H235ZM242 108V107H241ZM48 109V108H47ZM218 109V108H217ZM240 109V108H239ZM54 110V109H53ZM103 110V109H102ZM101 110V111H102ZM191 110V111H190ZM216 110V109H215ZM232 110V109H231ZM48 111V110H47ZM180 111H182L183 112V114H181V112ZM230 111V110H229ZM52 112V111H51ZM105 112H106V110H105ZM152 112H156V113H154V114H152ZM216 112V111H215ZM218 115H220V116H225L226 114H227V110H226V112H225V110H223L222 108H221V110H218ZM49 113H50V111H49ZM118 113V114H119ZM229 113V112H228ZM47 114V113H46ZM152 114V115H151ZM179 114H180V116H179ZM48 115V114H47ZM55 115H56V113H55ZM80 115H82V114H80ZM172 117V118H173ZM234 117V116H233ZM46 118V117H45ZM44 118V119H45ZM100 118V117H99ZM164 118V119H163ZM194 118V117H193ZM194 118V119H195ZM227 118H228V122L229 123H233V122H235L236 120L235 119H233V120H231L232 119V116L231 117H228L227 116ZM79 119V118H78ZM86 119V118H85ZM102 119V118H101ZM104 119V118H103ZM217 119V117H214V116H212L211 118H208L206 121L208 122V123H212L213 121H215ZM254 119V118H253ZM60 120V119H59ZM82 120V119H81ZM97 120H98V118H97ZM46 121V120H45ZM78 121V120H77ZM86 121H88V120H86ZM245 121V120H244ZM254 121V125H256L257 127H262L261 126V124H260V121L259 120H257V119H254L253 120ZM243 122V121H242ZM105 123V122H104ZM110 123V122H109ZM142 123V124H141ZM156 123V122H155ZM207 123V124H208ZM218 123V125H220L219 123H220V121H218L217 122ZM235 123H238V122H235ZM251 123V122H250ZM89 124V123H88ZM98 124V123H97ZM139 124H141V125H139ZM191 124V123H190ZM203 124V123H202ZM240 124H241V122H240ZM253 124V123H252ZM90 125V124H89ZM131 125H134V126H136V127H134V129H131V131H130V128H131ZM163 125V124H162ZM167 124H164V126L163 127H159V128H157V129H155V128H150V131H144L145 133H147V137L146 138H143V139H146L145 140V144L146 145H150L149 147H151V148H153L154 146H155V149L154 150H152L151 152H153V154L155 155V157H157V159H160V158H162L163 156H166L167 155V153L170 151V150H167V148H166V146H167V144H172V143H174V142H177V140H178V144H180V145H183V146H186V145H189L190 144V146L191 145H193V144H195L197 141H196V137H195V139H191L192 141H190L189 143H188V141H187V139H188V137H187V139H185V140H182L181 142H180V138H175V136L173 137V135H172V133H171V131H172V129L169 127V128H167V126H166ZM235 125V124H234ZM234 125H232V126H234ZM249 125V124H248ZM112 126H114V125H112ZM150 126H153L152 124L150 125ZM156 126V125H155ZM160 126V125H159ZM206 126V125H205ZM242 126L243 127H246L247 126V121L245 122V123H243L242 124ZM90 127H92V125L91 126H89V127H87V129L89 130L90 129ZM94 127H95V125H94ZM107 127H108V125H107ZM106 127V128H107ZM167 129H166V128ZM176 127V126H175ZM174 127V128H175ZM210 127V126H209ZM213 127V126H212ZM230 127V126H229ZM237 127V126H236ZM133 128V127H132ZM211 128V127H210ZM231 128V127H230ZM251 128V127H250ZM107 129H109V128H107ZM217 129H219V126H218V128ZM241 129V128H240ZM247 129H249V128H247ZM246 129V130H247ZM93 130V129H92ZM96 132H99L98 130H101V127H95V129H94ZM155 132H154V131ZM158 130V131H157ZM214 130V129H213ZM135 133H134V132ZM239 131V130H238ZM92 132V131H91ZM102 132V131H101ZM129 132H133V133H129ZM204 132V131H203ZM202 132V133H203ZM219 132H221V129L219 130ZM250 132V131H249ZM127 133H129V134H127ZM221 133H223V132H221ZM221 133H220V135H221ZM263 133V132H262ZM139 134H138V136H139ZM204 134V133H203ZM234 134H236V133H234ZM249 134V133H248ZM96 135V134H95ZM98 135H99V133H98ZM199 135V134H198ZM205 135V134H204ZM210 135V134H209ZM244 135V134H243ZM242 135V136H243ZM246 135V134H245ZM134 136V137H135ZM200 136V135H199ZM214 136V135H213ZM215 136H217V135H215ZM229 136V135H228ZM235 136V135H234ZM250 136V135H249ZM140 137V136H139ZM247 137V136H246ZM192 138V137H191ZM231 138V137H230ZM44 139V138H43ZM110 139V140H111ZM149 139H153V140H149ZM158 139H160V141L161 142H163V140H165V143L167 142V144L166 145H158L159 143H161V142H159V140ZM175 139V140H174ZM222 139H225L224 137L222 138ZM197 140H199V139H197ZM202 140H203V138H202ZM216 140H217V138H216ZM216 140H215V142H216ZM71 141H73V140H71ZM141 141V140H140ZM219 141H220V139H219ZM241 141V140H240ZM248 141H250V140H245V142H244V145L241 147V149H239V146L238 145H236L237 147H238V149L236 150V154L237 155H241L242 156V161L243 162H246V163H248V161H250L251 159H252V156L253 155H255V153H254V151H252L251 149H248V147L246 146L247 145V142ZM104 142V141H103ZM116 142V141H115ZM121 142V141H120ZM134 142H136V141H134ZM143 142V141H142ZM203 142V141H202ZM226 142H228V141H226ZM226 142H225V144H226ZM112 143V142H111ZM123 143H124V141L123 142H121V143H119L118 144V149H117V151L119 152H121V154L123 153V151H124V148H127L125 145H123ZM137 143V142H136ZM138 143H139V141H138ZM137 143V144H138ZM193 143V144H192ZM198 144H200V141L199 142H197ZM212 143V142H211ZM217 144H218V142H216ZM224 143V142H223ZM235 143H236V141H235ZM234 143V144H235ZM239 143V142H238ZM116 144V143H115ZM139 144H141V143H139ZM209 144V143H208ZM208 144H207V146H208ZM228 144V143H227ZM231 144H233V142L231 143L230 142V145L228 144V146L227 147H229V146H231ZM233 144V145H234ZM253 144V143H252ZM36 145V144H35ZM99 145V144H98ZM112 145V144H111ZM126 145H129V144H126ZM134 145H136L135 143H134ZM134 145H132V148H133V146ZM216 145V144H215ZM100 146V145H99ZM110 146V145H109ZM107 147V148H105V149H107L108 151H110V153H111V155L113 156V158L109 161V162H111V165H109V167L110 168H112V169H114V168H116L117 169V167H119V166H117V164H119L118 162H120V163H122V165L125 163L124 161H123V155L121 156L120 154H117V152L116 151H114L113 150V146H112V148H111V146L110 147ZM117 146V145H116ZM195 146H197V145H195ZM199 146V145H198ZM197 146V147H198ZM217 146V145H216ZM219 147H220V145H218ZM217 146V147H218ZM223 146H226V145H223ZM104 147V146H103ZM147 147V146H146ZM146 147H145V149H146ZM204 146H202V148H203ZM212 147V146H211ZM211 147H210V149H211ZM215 147V146H214ZM60 148V147H59ZM98 149H99V147H97ZM96 148V149H97ZM136 148V147H135ZM134 148V149H135ZM195 148V147H194ZM200 148V147H199ZM205 148H206V146H205ZM223 147H221V149H222ZM230 148V147H229ZM254 148H256L257 149V147H254ZM254 148H253V150H254ZM95 149V150H96ZM103 149V148H102ZM104 149V150H105ZM139 149V148H138ZM137 149V150H138ZM144 149V150H145ZM183 149H185V147L183 148ZM201 149V148H200ZM200 149H198L199 151H200ZM214 149V148H213ZM131 150V149H130ZM189 150H192V149H189ZM202 150V149H201ZM207 150V149H206ZM209 150V149H208ZM215 151L217 150L216 148L214 149ZM213 150V151H214ZM225 150V149H224ZM231 150V149H230ZM100 151V150H99ZM125 151L127 152V150L125 149ZM133 151V150H132ZM138 151H140V150H138ZM187 151V150H186ZM214 151V152H215ZM221 151V150H220ZM228 151V150H227ZM235 151V150H234ZM233 151V152H234ZM62 152V151H61ZM60 152V153H61ZM96 152V151H95ZM142 152V151H141ZM196 152V151H195ZM217 152V151H216ZM215 152V153H216ZM239 152V153H238ZM256 152V151H255ZM257 152H258V150H257ZM102 153V152H101ZM125 153V152H124ZM129 153V152H128ZM127 153V154H128ZM133 153V152H132ZM139 153V152H138ZM142 153H144V152H142ZM200 153V152H199ZM202 153V152H201ZM211 153V152H210ZM225 153V152H224ZM223 153V151H222V154H224ZM228 153V152H227ZM229 153H230V151H229ZM93 154H95L94 152H93ZM92 154V152H91V154L90 155H93ZM174 154V153H173ZM195 154V153H194ZM219 154V153H218ZM235 154V153H234ZM258 154H260V153H258ZM88 155V154H87ZM98 155H100V154H98ZM105 155V154H104ZM107 155V154H106ZM153 155V156H154ZM186 155V154H185ZM220 155H221V153H220ZM89 156V155H88ZM101 156V155H100ZM124 156H125V154H124ZM129 156V155H128ZM191 156V155H190ZM213 156H215V155H213ZM217 156V155H216ZM229 156H231V154L229 155ZM228 156V157H229ZM261 156V155H260ZM98 157V156H97ZM96 157V158H97ZM111 157V156H110ZM130 157H132V156H129V158ZM193 157V156H192ZM234 157V156H233ZM254 157V156H253ZM90 158V157H89ZM96 158H94V159H96ZM99 158V157H98ZM127 158V157H126ZM188 158V157H187ZM197 158V157H196ZM201 158V157H200ZM207 158V157H206ZM225 158H226V156H225ZM93 159V160H94ZM103 159H104V157H103ZM106 159V158H105ZM133 159V158H132ZM131 159V160H132ZM155 159V158H154ZM202 159H204V158H202ZM222 159V158H221ZM228 159H231V158H228ZM241 159V158H240ZM261 160H262V158H260ZM92 160V159H91ZM128 160V159H127ZM153 160V159H152ZM188 160V159H187ZM191 160H193V159H191ZM209 160H211V159H209ZM256 160V159H255ZM78 161V160H77ZM81 161V160H80ZM84 161H88V160H84ZM95 161V160H94ZM93 161V162H94ZM102 161V160H101ZM118 161V162H117ZM130 161V160H129ZM155 161V160H154ZM153 161V162H154ZM159 161V160H158ZM161 161V160H160ZM164 161V160H163ZM189 161V160H188ZM194 161V160H193ZM199 161H201V160H199ZM223 161H225V160H223ZM232 161V160H231ZM235 161H237V160H235ZM254 161V160H253ZM258 161V160H257ZM264 161V160H263ZM88 162H90V161H88ZM105 162V161H104ZM108 162V163H109ZM136 162V161H135ZM202 162H203V160H202ZM213 162V161H212ZM220 162V161H219ZM227 162V161H226ZM230 161H228V163H229ZM240 162V161H239ZM70 163V162H69ZM107 163V164H108ZM128 163V162H127ZM134 163V162H133ZM165 163V162H164ZM186 163V162H185ZM190 163V162H189ZM188 163V164H189ZM196 163V162H195ZM207 163H209V162H207ZM207 163H206V165H207ZM217 163V162H216ZM215 163V164H216ZM224 165H225V163L224 162H222ZM237 163V162H236ZM254 163V162H253ZM253 163H251V164H253ZM258 163V165H259V162H257ZM264 163V162H263ZM80 164V163H79ZM78 164V165H79ZM89 164V163H88ZM98 164V163H97ZM114 164H116V165H114ZM129 164H131L130 162H129ZM135 164V163H134ZM158 164V163H157ZM214 164V163H213ZM39 165V164H38ZM69 165V164H68ZM75 165V164H74ZM102 165V164H101ZM132 165V164H131ZM130 165V166H131ZM196 165V164H195ZM199 165V164H198ZM197 165V166H198ZM212 165V164H211ZM220 165V164H219ZM84 166V165H83ZM87 166V165H86ZM115 166H117V167H115ZM136 166H138L137 167V169H136V171L139 169V167H140V164H138V165H136ZM151 166H154V164L153 163H151ZM209 166H210V164H209ZM221 166V165H220ZM226 166V165H225ZM230 166V165H229ZM233 166H235V162H234V165H232V168H233ZM262 166V165H261ZM71 167V166H70ZM70 167L69 168H67L68 169V172H65V173H63V174H66V175H72L73 176V173H75L74 171H72V169H70ZM107 167V166H106ZM134 167V166H133ZM156 167H158V166H156ZM155 167V168H156ZM183 167V166H182ZM201 167V166H200ZM216 167V166H215ZM217 167H218V165H217ZM216 167V168H217ZM238 167V169H241V168H239V166H237ZM237 167L235 166V168H236V170H238L237 169ZM252 167V166H251ZM253 167H255V166H253ZM82 168V167H81ZM154 168V170H152V171H154L155 173H157L158 174V176L159 175H162L161 174V172L160 171H163V170H161V167L160 168H157V169H155ZM163 168H165V167H163ZM221 168V167H220ZM246 168V167H245ZM245 168H244V170H245ZM248 168V167H247ZM74 169H75V167H74ZM95 169V168H94ZM104 169V168H103ZM115 169V170H116ZM213 169V168H212ZM227 169V168H226ZM105 170V169H104ZM108 169L106 168V171H107ZM166 170V169H165ZM228 170H229V168H228ZM233 170H235V169H233ZM243 170V171H244ZM247 170V169H246ZM250 170V169H249ZM72 171V172H71ZM84 171V170H83ZM168 171V170H167ZM177 171L178 172H176L177 174H179V175H181L182 177H183V179H184V177H185V179L187 180V182H186V184L183 186V187H181L180 189L177 187V189H178V191H177V193L182 197V202L190 209V208H192L191 207V204H192V202H191V200L193 199L194 201L196 200L197 201V203H198V201H200V199H203V196H204V189L201 187V184H202V182L204 181V179H205V174H207V173H205V172H207V171H205V172H200L201 170L200 169H198L197 171H196V174L194 175V174H190L188 171H187V169H183V170H178L177 169ZM211 171V170H210ZM213 171H214V169H213ZM227 171V170H226ZM242 171V170H241ZM248 171V170H247ZM111 172V171H110ZM171 172V171H170ZM217 172V171H216ZM225 172V171H224ZM224 172H222L223 174H224ZM227 172H229V171H227ZM232 172V171H231ZM234 172V171H233ZM250 172V171H249ZM114 173V172H113ZM112 172H111V174H113ZM138 173H140V172H138ZM174 173V172H173ZM221 173V172H220ZM241 173V172H240ZM149 174V173H148ZM215 174V173H214ZM218 174V173H217ZM226 174V173H225ZM229 174V173H228ZM233 174V173H232ZM243 174V173H242ZM241 174V175H242ZM249 174V173H248ZM166 175V174H165ZM167 175H169V173L167 174ZM212 175L213 174H211V176L210 177H212ZM216 175V174H215ZM231 175V174H230ZM235 174H233V176H234ZM149 176V175H148ZM152 176V175H151ZM153 176H156V174H153ZM163 176V175H162ZM214 176V175H213ZM246 176V175H245ZM248 176V175H247ZM246 176V177H247ZM69 177V176H68ZM157 177V176H156ZM176 177H178V176H176ZM209 177V178H210ZM217 177H218V175H217ZM221 176H219V178H220ZM231 177V176H230ZM230 177H227V178H230ZM244 175H242L241 177L239 176V182L241 183V184H244L245 183V181H244ZM158 178V177H157ZM166 178V177H165ZM168 178V177H167ZM172 178V177H171ZM170 178V179H171ZM174 178V177H173ZM213 178V177H212ZM227 178H226V180H227ZM145 179H146V177H145ZM149 179H152V177L151 178H149ZM178 180L180 179V178H177ZM206 179H208V178H206ZM206 179H205V181H206ZM215 179V178H214ZM237 179V180H238ZM246 179V178H245ZM148 180V179H147ZM157 180V179H156ZM160 180V179H159ZM182 180V179H181ZM180 180V181H181ZM221 180V179H220ZM234 180V179H233ZM140 181H143V179H141ZM153 181H154V178H153ZM161 181V180H160ZM163 181V180H162ZM161 181V182H162ZM222 181H224V179L222 180ZM236 181V180H235ZM151 182V181H150ZM166 182V181H165ZM168 182V181H167ZM184 182V181H183ZM163 183V182H162ZM172 183H173V180H172ZM175 183V182H174ZM178 183V182H177ZM209 183V182H208ZM234 183V182H233ZM250 183V182H249ZM143 184V183H142ZM142 184H138V185H142ZM161 184V183H160ZM188 184V185H187ZM207 184V183H206ZM162 185H166V184H162ZM161 185V186H162ZM180 185V184H179ZM186 185H187V187H186ZM222 185V184H221ZM249 185V184H248ZM169 186H170V184H169ZM176 186V185H175ZM174 186V187H175ZM242 186V185H241ZM240 186V187H241ZM166 187V186H165ZM172 188H173V186H171ZM233 187V186H232ZM239 187V186H238ZM164 189H166V188H164ZM176 189V188H175ZM240 189V188H239ZM167 190H168V188H167ZM169 190H170V188H169ZM211 190H213V189H211ZM229 190V189H228ZM235 190V189H234ZM208 191V190H207ZM214 191H216V190H214ZM167 192V191H166ZM213 192V191H212ZM224 192V191H223ZM226 192V191H225ZM224 192V193H225ZM237 192V191H236ZM241 192V191H240ZM229 193H230V191H229ZM242 193V192H241ZM190 194H192L191 196H193V197H190L189 195ZM227 194V193H226ZM234 194V193H233ZM232 194V195H233ZM210 195V194H209ZM215 195H216V193H215ZM242 195V194H241ZM175 196V195H174ZM212 196H214V195H212ZM221 196V195H220ZM226 196V195H225ZM228 196H229V194H228ZM227 196V197H228ZM235 196V195H234ZM223 197V196H222ZM174 198V197H173ZM176 198V197H175ZM210 198V197H209ZM208 198V199H209ZM229 199H231L230 198V196L228 197ZM205 199V198H204ZM222 199V198H221ZM225 199V198H224ZM239 199V198H238ZM237 199V200H238ZM206 200V199H205ZM213 200H217V201H219L218 203H220V198L219 197H215ZM226 200H227V198H226ZM226 200H224L225 201V203H226ZM234 200V199H233ZM230 201V200H229ZM242 201V200H241ZM247 201V200H246ZM179 202H181V200L179 201ZM181 202V203H182ZM212 202V201H211ZM214 202V201H213ZM228 202V201H227ZM231 202V201H230ZM194 203V202H193ZM203 204H204V201L202 202ZM234 203V202H233ZM236 203V202H235ZM242 203H244V202H242ZM242 203H241V205H242ZM212 204V203H211ZM230 204V203H229ZM196 205V204H195ZM216 205H218V204H216ZM228 205V204H227ZM238 205V204H237ZM240 205V204H239ZM175 206V205H174ZM173 206V207H174ZM180 206V204L179 205H177L176 207H179ZM201 207V206H200ZM208 207V206H207ZM217 207V206H216ZM241 207H243V206H241ZM195 208V207H194ZM193 208V211H196V209H194ZM219 208H220V205H219ZM225 208V207H224ZM233 207H231V206H228V207H226V209L227 210H225L226 212H225V214L222 212V211H224V210H222V209H220L221 210V212L223 213L222 215H225L226 217H231V219H232V222H231V224L235 221V222H237V223H239V217H237V216H234L233 215V209H232ZM234 208H237V206H235ZM165 209V208H164ZM198 209V208H197ZM240 209H242V208H240ZM174 210V209H173ZM176 210V209H175ZM219 211V210H218ZM235 211V213H236V209L234 210ZM240 211V210H239ZM163 212H164V210H163ZM167 212V211H166ZM220 212V211H219ZM171 213H173L172 211H171ZM238 215H241V213L240 214H238ZM94 220V219H93ZM95 221V220H94ZM234 222V223H235ZM236 223V224H237ZM172 224V223H171ZM209 224V222L207 223V225ZM235 224V225H236ZM150 225V224H149ZM170 225V224H169ZM225 225V224H224ZM151 226V225H150ZM154 226V225H153ZM226 226V225H225ZM148 227V226H147ZM146 227V228H147ZM152 227V226H151ZM158 227V226H157ZM172 226H170V228H171ZM220 227H222V224L220 225ZM220 227H219V229H220ZM235 227V226H234ZM181 228H182V226H181ZM186 228H188V227H186ZM223 228V227H222ZM232 228V227H231ZM147 229H149V227L147 228ZM152 229V228H151ZM153 229H154V227H153ZM165 229V228H164ZM163 229V230H164ZM189 229H190V227H189ZM158 230V229H157ZM171 230H173V229H171ZM148 232H149V230H147ZM156 230H154V232H155ZM160 231V230H159ZM166 231V230H165ZM169 231V230H168ZM177 231V230H176ZM221 231V230H220ZM226 231V230H225ZM152 232V231H151ZM157 232V231H156ZM155 232V233H156ZM161 232V231H160ZM170 232V231H169ZM154 233V234H155ZM172 233V232H171ZM214 233V232H213ZM223 233V232H222ZM256 233H259V232H256ZM150 234V233H149ZM153 234V233H152ZM157 234V233H156ZM174 234V233H173ZM175 234H176V232H175ZM216 234H217V232H216ZM227 234H229V232L228 231H226L225 232V234H223V237L222 238H224V237H226L227 236ZM151 235V234H150ZM158 235V234H157ZM156 235V236H157ZM161 235V234H160ZM170 235H172V234H170ZM176 235H178V234H176ZM175 235V236H176ZM219 235H221V234H219ZM244 235H246V234H243V236ZM248 235V234H247ZM254 235H256V234H254ZM253 235V236H254ZM261 235V234H260ZM229 236V235H228ZM149 237H151V236H149ZM148 237V238H149ZM153 237V236H152ZM232 238V237H231ZM150 239V238H149ZM152 239V238H151ZM158 239H159V236H158ZM215 240V239H214ZM218 240V239H217ZM227 240V239H226ZM229 240V239H228ZM253 240H254V238H253ZM156 241V240H155ZM213 241V240H212ZM216 241V240H215ZM220 241V240H219ZM225 241V240H224ZM221 243H223L222 241H220ZM220 242H218V244L217 245H219V243ZM229 242V241H228ZM238 242V241H237ZM225 243V242H224ZM207 245V244H206ZM212 246H213V244H211ZM225 245V244H224ZM226 245H228V244H226ZM233 245H234V243H233ZM222 246V245H221ZM220 246V247H221ZM219 248V247H218ZM223 248V247H222ZM235 248V247H234ZM209 249V248H208ZM214 248H212V250H213ZM221 249V248H220ZM198 250V249H197ZM196 250V251H197ZM217 250H219V249H217ZM235 250V249H234ZM233 250V251H234ZM238 250V249H237ZM236 250V251H237ZM235 251V252H236ZM214 252V251H213ZM213 252H211V250H210V253H213ZM219 252V251H218ZM231 252V251H230ZM160 253H165V252H157V253H155L154 254V259H157L158 258V256H159V254ZM227 253V255L229 254L228 252H226ZM234 253V252H233ZM225 254V253H224ZM231 254V253H230ZM214 256L216 255L217 256V258H218V253L216 254V252L213 254ZM212 255V256H213ZM249 255V254H248ZM246 256V255H245ZM244 256V257H245ZM250 256V255H249ZM213 258V257H212ZM220 258V257H219ZM216 259V257L214 258V260ZM247 258L245 257V259H241V260H238V263H241V264H245L247 261ZM250 260H252V259H250ZM169 262V261H168ZM165 263H167V261L165 262ZM164 263V264H165ZM160 264H163L162 262L160 263ZM168 264V263H167Z\"/></svg>",
    "mask_w": 264,
    "mask_h": 264
},
{
    "label": "water",
    "instance_id": "3",
    "mask_svg": "<svg viewBox=\"0 0 264 264\" xmlns=\"http://www.w3.org/2000/svg\"><path fill=\"white\" fill-rule=\"evenodd\" d=\"M263 254L262 253L258 254L257 258L255 260H250V261L246 260L248 262L246 264H264V256H263ZM237 264H241V263H237Z\"/></svg>",
    "mask_w": 264,
    "mask_h": 264
}]
</instances>
